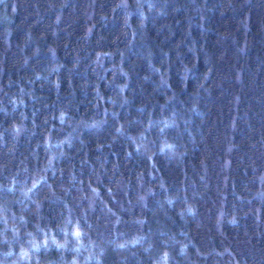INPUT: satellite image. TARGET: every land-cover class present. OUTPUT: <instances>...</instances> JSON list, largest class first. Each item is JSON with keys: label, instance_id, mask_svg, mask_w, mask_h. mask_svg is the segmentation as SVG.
Here are the masks:
<instances>
[{"label": "trees", "instance_id": "trees-1", "mask_svg": "<svg viewBox=\"0 0 264 264\" xmlns=\"http://www.w3.org/2000/svg\"><path fill=\"white\" fill-rule=\"evenodd\" d=\"M0 264H264V0H0Z\"/></svg>", "mask_w": 264, "mask_h": 264}]
</instances>
